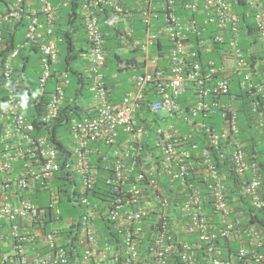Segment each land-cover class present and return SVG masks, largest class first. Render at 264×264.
<instances>
[{"label":"built area","instance_id":"2783aa9c","mask_svg":"<svg viewBox=\"0 0 264 264\" xmlns=\"http://www.w3.org/2000/svg\"><path fill=\"white\" fill-rule=\"evenodd\" d=\"M70 1L13 0L0 6V264H174L177 257L181 264H196L192 257L203 246L206 264H231L220 256L216 241L226 244L240 234L250 249L241 247L238 258L246 262L250 254L262 264L261 233L255 227L241 230L228 218L224 177L230 171L264 212L259 168L239 138L240 108L231 94L235 85L264 100V4L244 0L249 24L243 26L228 0H78L89 46L81 57L90 101L80 99L79 116L66 124L73 140L66 145L68 170L80 212L63 217L62 195L54 186L60 160L52 139L63 127L54 134L42 128L58 121L70 84L68 72L57 67L60 39L53 35L58 12ZM126 18L141 22L143 39L127 44L131 30L123 33L117 26ZM10 22L24 24L22 41L2 53L3 26ZM101 23L115 30L125 51L142 54L137 55L141 72L131 77V90L117 103L105 89ZM242 29L254 43L246 52ZM162 39L170 45L166 55H151L149 48ZM29 46L40 52L35 78L16 72L19 53ZM22 86L27 95L14 91ZM143 108L152 117H145V126L137 122ZM248 108L253 127L264 137V104L255 100ZM31 110L35 120L26 117ZM215 116L218 128L205 121ZM183 128L199 132L192 153L184 149L189 137ZM99 180L108 191L101 213L85 196ZM144 181L146 190L138 185ZM36 190H47V206L31 201ZM151 216L155 226H145ZM103 217L111 226L110 240L95 224Z\"/></svg>","mask_w":264,"mask_h":264},{"label":"trees","instance_id":"16d2710c","mask_svg":"<svg viewBox=\"0 0 264 264\" xmlns=\"http://www.w3.org/2000/svg\"><path fill=\"white\" fill-rule=\"evenodd\" d=\"M9 0H2V2L6 3ZM51 2H58L60 0H50ZM262 4H264V0H259ZM229 2L233 5H236L234 8L237 10V12L240 14V22H242L243 26H246L249 24V20L244 19L246 12V4L244 0H229ZM240 8V9H239ZM78 11V0H72L70 5L61 11L58 12V20L55 24V27L53 28V35L60 39V42L57 44V57L59 60L58 68L64 69L69 72V80L70 84L68 88L65 90V97L66 101L63 104L61 110L58 122L54 123L50 127H44L42 128L44 131H49L51 134H54L59 126L62 125L63 130L67 131L66 124H68V121L70 118L74 116H79V113L81 112L80 105H78V101L80 99H84L87 101V98L89 97L87 85H88V79L86 76H84L83 73L80 72V68L83 67L84 63L81 59L82 53L88 52L89 46L86 39V36L84 34L83 25L80 19ZM161 21V19H159ZM156 21V22H159ZM101 31L103 33V40H104V51L106 55V62H105V72H104V81H105V89L108 90V92L111 94V101L112 98L116 97L117 101L121 100L123 93L131 90V86L129 84V89L124 86L128 79L127 72H125V69H129L130 65V56H128L129 53L125 54L122 52L124 50L125 45L120 42H118V39L115 38V30H112L108 26H104L101 23ZM127 27V24L125 23L123 30ZM130 30H131V36L129 37L127 44L134 42L136 39H143L144 38V29L143 25L138 20H131V25L129 24ZM121 26H119V29ZM81 29L83 33V38L78 37V30ZM24 30V24L23 23H14V24H7L3 26V38L5 42V49L2 51V53H8L12 48L16 46L18 42L22 41L21 32ZM158 31L157 28L153 29V32L156 33ZM240 32V38L242 40V50L245 52L247 49L254 45V43L251 42V40H247V38L243 35V29L239 31ZM250 31L245 30V33H249ZM124 33V32H123ZM252 33V31H251ZM79 41L84 43V45L77 47L79 44ZM86 44V45H85ZM161 41L157 43V45H152L149 50L150 52H156L157 54L163 55L166 54L167 47L163 48V46H160ZM85 46V48H84ZM160 46V48H159ZM164 50L158 51V50ZM34 50V51H33ZM33 52V53H32ZM32 53V54H31ZM138 55L142 58V54L138 53V51L133 50L130 52V54ZM260 56H263V51L261 50L259 52ZM40 56V52L36 46H29L24 52H21L19 54V60L20 62L23 60L21 64V68L17 69V72H23L27 71V75L31 78H35V72L38 71V67L36 65V61L38 60ZM127 56V57H126ZM29 59V60H28ZM28 60V61H27ZM206 60V57H202L200 61L204 63ZM26 61V62H25ZM124 62V68L122 69L119 66V62ZM135 59L132 60L131 65H135L139 67L140 62H134ZM79 62V63H78ZM129 63V64H128ZM83 64V65H82ZM29 65H32L31 68H28ZM136 75V74H134ZM132 75V76H134ZM131 76V77H132ZM130 77V78H131ZM34 82H31L30 89L34 93ZM237 87L233 88V92L231 94L235 95V105L240 108V138L242 141L246 142L247 144V153L249 156V161L255 160L258 163L259 167V175L261 179V190L264 196V139L262 136H258L257 132L252 128L249 117H248V105L252 101H259V103L264 104V100H262L260 95H257L256 97H250L245 91H239L236 89ZM15 92H20V95H27L23 91L22 88L17 87ZM149 99H153L154 93L149 92L147 94ZM121 98V99H120ZM44 100V98H40ZM229 99V97L224 98ZM41 100V101H42ZM113 102V101H112ZM145 106V104H144ZM40 108L35 109V113L39 114ZM29 113V112H28ZM34 111H30V117L26 116L28 120H35ZM40 115V114H39ZM145 117H151V114L148 113V111L143 108L141 111L138 112V118L137 122L140 125H144L147 122ZM218 117L215 116L214 118H208L206 119V123H209L210 125L220 126V124L217 122ZM199 121V120H198ZM200 121H203L200 119ZM34 124V122H33ZM50 128V129H49ZM182 132L188 136L189 138H186V143L184 145V149L192 153L191 148L193 145L200 144L199 143V132L192 130L191 133L188 130V128H183ZM58 136V135H57ZM53 144L55 145V148L58 152V158L60 160V171L58 175L56 176V179L54 181V186L58 188V193L60 192L62 195V198L59 200V209H60V216H66L63 214L62 207L70 214L69 216H74L77 213L80 212L79 204H78V198L75 200L76 196H78L77 189H74L75 181L72 179V175L70 171L68 170V156H69V150L67 149L66 145L63 141H61V134H59L58 138H56V135L52 136ZM196 143V144H195ZM261 153L262 155H257ZM255 155V158H252V156ZM92 164H97L99 160L96 158V156L91 157ZM99 164V163H98ZM227 184L229 185L226 190V197L228 199V205L230 208H232L235 212H241L242 219L239 220V227L242 230L243 228H249L251 226H254L257 228V230L261 233L262 238V245L263 247L259 249L257 252L263 254L264 257V213L261 210H257V207L255 203H253V200L249 198L247 195H245L244 191L237 187L236 180L232 179L230 176L227 179ZM40 191H46L47 190H36L33 194V196L30 198L31 201L39 203V205L42 204V202L38 198V192ZM107 189L102 186L101 181L99 180L92 189L85 192V196L89 199V202L99 210L101 213L102 207L107 206L106 200L104 201V198L107 197ZM48 193V192H47ZM73 194V195H71ZM108 198V197H107ZM106 198V199H107ZM73 199V200H72ZM99 199V200H98ZM98 200V201H97ZM101 200V201H100ZM97 229L100 231L101 235L103 237H106L108 240L111 239V226L108 220H106L104 217L99 218V220L96 221ZM145 226H155V218L150 217L149 219L145 220L144 223ZM151 236V233L149 232L145 236V240L142 242L141 247L144 246V242L148 241V238ZM194 240V239H192ZM246 240V242H245ZM116 242H119L118 239H116ZM219 249L225 248L222 244V241L218 240ZM244 247L247 249H250V241L249 239L243 235L242 238L230 240L227 244L229 255H235V253L238 252L239 248ZM197 259L202 257V252L199 251L196 253ZM228 259L229 257L226 256ZM246 262H241L235 259V264H259L256 263L253 258H251V255H248ZM178 264H181L178 260V257L176 258V262ZM174 263V264H175ZM198 264H206L205 260H200ZM262 264H264V259L262 261Z\"/></svg>","mask_w":264,"mask_h":264},{"label":"clouds","instance_id":"9594fccd","mask_svg":"<svg viewBox=\"0 0 264 264\" xmlns=\"http://www.w3.org/2000/svg\"><path fill=\"white\" fill-rule=\"evenodd\" d=\"M13 0H9L8 2H12ZM31 1H33L34 2V0H31ZM60 1H62V0H60ZM72 1V0H71ZM71 1H70V3H71ZM229 1V0H228ZM8 2H6V3H8ZM59 2V1H58ZM6 3H4V2H2V0H0V6H2V5H5ZM70 3H69V5H70ZM231 4V3H230ZM246 4V3H245ZM68 5V6H69ZM67 6V7H68ZM66 7V8H67ZM66 8H64V9H66ZM61 10H63V9H61ZM61 10H59V11H61ZM134 20H136V19H133L132 21H134ZM125 21V22H124ZM124 21H122L121 22V24H119V25H117L118 26V31H121V32H125V30L126 29H129L130 30V27H129V24L131 25V20L130 19H125ZM16 23V22H15ZM125 23L127 24V27L123 30V27H124V25H125ZM8 24H14V22H10V23H8ZM5 25H7V24H5ZM119 26H121V28L119 29ZM23 32V31H22ZM22 32H21V35H22ZM23 37V36H22ZM115 37H116V35H115ZM203 39H206V38H208V36L207 35H204L203 37H202ZM161 41V43L162 44H160V46H163V48L165 47V45H166V47H167V49H168V47H170V45L168 44V41H166V40H164V39H162V40H160ZM155 45H157V44H155ZM160 46H159V48H160ZM26 50V49H25ZM24 50V51H25ZM23 51V52H24ZM34 51V50H33ZM123 51H125V50H122V52ZM150 51V50H149ZM156 52H150V54L152 55H157V50H155ZM158 51H163L164 52V50H158ZM127 52H132V51H127ZM21 53V52H20ZM19 53V54H20ZM33 53V52H32ZM31 53V54H32ZM124 53V52H123ZM166 53H167V51H166ZM125 54H127V53H125ZM163 55H164V53H163ZM163 55H160V57L161 56H163ZM166 55V54H165ZM204 57H206V59H207V56H204ZM81 59H82V57H81ZM29 60V59H28ZM27 60V61H28ZM83 61V60H82ZM21 62H23V60L21 61ZM20 62V60H19V56H18V63H21ZM26 62V61H25ZM139 62H140V58H139ZM129 64V63H128ZM132 64V63H131ZM129 65L128 67L129 68H139V67H137V66H135V65ZM140 64H141V62H140ZM119 65H120V67L123 69L124 68V62L122 61V62H119ZM31 66L32 65H29L28 66V68H31ZM127 66V65H126ZM125 66V67H126ZM21 68V66L19 67V68H17V69H20ZM80 68L82 69L83 67H81L80 66ZM16 69V70H17ZM60 70H64V69H60ZM66 71V70H65ZM17 72V71H16ZM68 72V71H67ZM141 72V68H140V71L139 72H137L136 73V75L138 74V73H140ZM68 74H69V72H68ZM103 74H104V70H103ZM131 79V78H130ZM129 84H130V86H132L131 85V82L129 81ZM126 94V93H125ZM124 94V95H125ZM124 95L122 96V98L124 97ZM110 98H111V96H110ZM117 102H120L119 100L117 101ZM117 102H114V103H117ZM248 111H249V108H248ZM239 125H240V116H241V113H240V109H239ZM248 114H249V112H248ZM60 115V114H59ZM153 116V115H152ZM248 117H249V115H248ZM154 119V118H153ZM155 120V119H154ZM58 122V121H57ZM249 122H250V124H251V126H252V128L257 132V134H258V136H262V138L264 139V137H263V135L259 132V130L258 129H256V128H254L253 127V125H252V122H251V117L249 118ZM56 123V122H55ZM60 127V126H59ZM59 129V128H58ZM239 130H240V127H239ZM239 138H240V133H239ZM240 140H241V138H240ZM242 141V140H241ZM242 142H244V141H242ZM245 144H246V142H244ZM246 148H247V144H246ZM143 149H144V151H145V145L143 144ZM143 151V152H144ZM259 155H262L261 153H259L258 155H257V157L259 156ZM257 163V162H256ZM217 165L220 167V169H222L223 170V167H224V165L223 164H220L218 161H217ZM257 166H258V163H257ZM259 168V167H258ZM229 173H227L228 175H226L224 178H225V184L227 185L226 187H228L229 185L227 184V179H228V177L230 176L232 179H234V180H236V184H237V187L238 188H240V186H239V180H237V179H235L234 177H232V175L230 174V171H228ZM224 173V172H223ZM259 175V174H258ZM259 181H260V187H259V193H260V198H263L264 199V196H263V193H262V190H261V179H260V175H259ZM139 185V188H143V189H145L146 190V181H144V182H141V183H139L138 184ZM166 186L167 187H169V184L168 183H166ZM241 189V188H240ZM170 193H171V191H170ZM170 193H169V191H168V194H169V196H170ZM246 195V194H245ZM249 197V196H248ZM250 198V197H249ZM257 210H261V209H258L257 208ZM262 211V210H261ZM263 212V211H262ZM264 213V212H263ZM242 214H241V212H235L232 208H230V211H229V213H228V218H229V220L232 222V223H235V222H238V226H239V220L240 219H242V216H241ZM73 216V215H72ZM72 216H69V217H72ZM75 216V215H74ZM251 227H254V226H251ZM256 228V227H255ZM243 229H245V228H243ZM111 234H112V232H111ZM241 236H239V237H237L236 239H239V238H242L243 237V235H245V234H240ZM246 236V235H245ZM247 237V236H246ZM235 239V238H234ZM234 239H230V240H234ZM230 240H228L227 242H226V244L224 243L223 244V242H222V244L221 245H224L225 246V248H223V249H220L221 250V252H222V255H220V256H223V258H225V259H227L226 258V256L227 257H229L228 259H230V261H231V264H235L234 263V261H235V259H237L238 261H241V262H243V260H241V259H239L238 258V256H237V253H235V255L233 254H231V255H229V252H228V248H227V244H228V242L230 241ZM245 242H246V240H245ZM117 243V242H116ZM216 243L218 244V240L216 241ZM219 245V244H218ZM144 247V246H143ZM263 247V245H262V238H261V248ZM244 248V247H243ZM261 248H259V249H261ZM240 249V248H239ZM244 249H247V248H244ZM248 250V249H247ZM199 251H201L202 252V257H200V258H198L197 259V257H196V253L197 252H199ZM203 251H204V246H203V248L202 249H200V250H198V251H196L195 252V254H194V256L192 257V259H193V261L196 263V264H198L199 263V261L200 260H204L203 258ZM255 251H256V248H255ZM248 255H250V254H248ZM247 255V256H248ZM246 256V257H247ZM245 257V258H246Z\"/></svg>","mask_w":264,"mask_h":264},{"label":"rangeland","instance_id":"374dc122","mask_svg":"<svg viewBox=\"0 0 264 264\" xmlns=\"http://www.w3.org/2000/svg\"><path fill=\"white\" fill-rule=\"evenodd\" d=\"M36 1V0H34ZM78 37L79 38H83V33H82V30L79 29L78 30ZM82 45H84V43H82ZM59 133L62 135V138H61V141L64 142L65 145H67L68 147H70V145L72 144V137L70 134H68V132H66L65 130L63 129H60L59 130ZM38 198L39 200L42 202V206H47L49 203H50V200H49V194L46 192V191H40L38 192ZM62 211H63V214L66 215V216H69L70 214L64 209V207H62ZM51 227H48L47 230H50Z\"/></svg>","mask_w":264,"mask_h":264},{"label":"crops","instance_id":"0c3cea01","mask_svg":"<svg viewBox=\"0 0 264 264\" xmlns=\"http://www.w3.org/2000/svg\"><path fill=\"white\" fill-rule=\"evenodd\" d=\"M86 45V44H85ZM80 46H82L81 45V42L79 41V44L77 45V47H80ZM84 48H85V46H84ZM124 53H129V52H127V51H123ZM128 56H130V64H131V62H132V60L133 59H135L136 61H134V62H139V57L137 56V55H135V54H128ZM127 57V56H126ZM79 63V62H78ZM133 63V62H132ZM120 66V65H119ZM78 68H80V67H78ZM80 70V72L81 73H83L84 74V69L82 68H80L79 69ZM140 71V68H129V69H125V72H127V75H128V79H127V81H126V83L124 84V86L127 88V90L130 88L129 87V81H130V77L132 76V75H134V74H136L137 72H139ZM104 72H105V70H104ZM123 95H124V93H123ZM122 95V96H123ZM122 98V97H121ZM120 98V99H121ZM111 99V98H110ZM90 101V95H89V97L87 98V101H85V102H89ZM112 101L113 102H117V98L116 97H114V98H112Z\"/></svg>","mask_w":264,"mask_h":264}]
</instances>
